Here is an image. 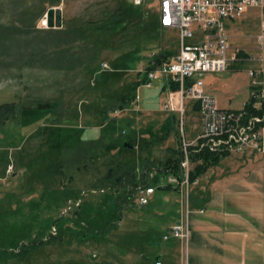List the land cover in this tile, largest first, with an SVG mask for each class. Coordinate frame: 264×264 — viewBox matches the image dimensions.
Listing matches in <instances>:
<instances>
[{"label":"rangeland","instance_id":"rangeland-1","mask_svg":"<svg viewBox=\"0 0 264 264\" xmlns=\"http://www.w3.org/2000/svg\"><path fill=\"white\" fill-rule=\"evenodd\" d=\"M55 3L0 0V23H6L0 32V104L17 102L23 112L19 123L9 121L0 128V251L50 240L18 258L4 257L0 264H156L159 258L184 264L180 243L163 239L169 224L183 216L178 190L159 188L150 204L135 203L117 213L114 193L119 189L103 182L108 169L126 158L142 180L152 165L175 159L173 153L197 134V116L186 108L175 117L159 111L166 98L162 77L150 88L141 83L154 55L178 53V34L160 27L156 0H145L142 6L132 0ZM51 8L60 9L65 29L40 27ZM263 16L264 9L253 8L232 22L231 44L256 54L254 37ZM103 63L111 71H101ZM246 67L204 75L205 93L222 109H242L250 97ZM114 69L126 77L125 87L131 88L126 91L141 100L117 118L111 112L103 126L102 98L115 85L101 90L98 83ZM56 104L51 117L46 107ZM127 143L133 152H125ZM84 163L90 168L79 171ZM62 164L64 173L59 172ZM237 164L208 171H235ZM208 178H197L191 187L192 207L193 198L209 192ZM54 227L62 237L54 235Z\"/></svg>","mask_w":264,"mask_h":264},{"label":"built area","instance_id":"built-area-1","mask_svg":"<svg viewBox=\"0 0 264 264\" xmlns=\"http://www.w3.org/2000/svg\"><path fill=\"white\" fill-rule=\"evenodd\" d=\"M144 1L132 0L136 6H142ZM156 1L160 26L178 32L180 48L172 60L148 70L143 84L150 88L161 77L168 84H178L177 90H170L163 109L183 115L185 101H195L199 105L201 119L198 135L183 145L178 171L165 170L167 185L180 194L183 216L168 229L163 239L179 241L187 253L191 239V215L205 211L195 210L190 204L191 187L198 183V179H191L192 155L204 151L219 156L247 151L264 155V16L260 30L254 37L256 54H245L234 47L228 31V24L242 19L249 9L263 10L264 0ZM40 27L50 29L48 13ZM241 65H247L245 71L250 80V97L238 111L221 109L217 100L205 93L203 77L208 73L236 71ZM100 69L103 72L111 71L107 63H103ZM188 81L192 84L187 87ZM139 101L140 96L137 95L130 108H134ZM121 113L120 110L115 111L114 117ZM11 170L12 166L8 169L9 174ZM155 191L156 187L152 185L140 187L136 205H148ZM73 204L71 202L69 210L73 209ZM53 230L57 235L55 227ZM157 264L162 263L158 261Z\"/></svg>","mask_w":264,"mask_h":264},{"label":"crops","instance_id":"crops-1","mask_svg":"<svg viewBox=\"0 0 264 264\" xmlns=\"http://www.w3.org/2000/svg\"><path fill=\"white\" fill-rule=\"evenodd\" d=\"M158 21L160 25L159 14ZM63 23L62 19V29H65L63 28L65 27ZM162 29L172 33L176 32V35L178 34L174 30ZM166 52L172 54V51L166 50ZM177 54L174 53L169 60H172ZM152 60L153 58L149 62L148 67L153 66ZM148 67L145 71V78L147 71L150 70ZM163 81L162 90L166 95L164 106L168 100L172 84H168L165 78H163ZM208 95L213 97L211 93H208ZM139 102L135 106H138ZM163 106L159 111L167 113L168 117H175L176 114L181 115L178 112L165 111ZM185 108L187 113L190 112L197 116V122L194 127L195 131L198 129L196 137L200 130L201 121L199 105L195 101L187 100L184 103V112ZM178 156L177 153L176 158ZM169 160L174 159L169 157L164 164ZM235 162L238 163L235 171L220 169L218 171L213 170L211 174L208 171L211 169L209 168L206 173L200 176H209L207 182L210 184V190L209 192H203L207 194H203L202 199L193 198L194 209H204L205 211L203 213L195 212L191 215V239L187 253L184 251L182 244L176 240L180 243L181 251L185 255L184 264H264V155L250 151L230 154L222 158L217 166L230 165ZM164 164H160V166L152 165L143 175L142 180L146 182V186H155L156 190L163 187L176 190L167 185V174L165 173ZM140 187H145V185ZM200 193L202 192L200 191ZM173 224L174 222H171L167 230ZM172 259L174 260V258ZM172 259L169 261L164 260L163 262V259L159 258L157 262L160 261L162 264H182V262H175Z\"/></svg>","mask_w":264,"mask_h":264},{"label":"trees","instance_id":"trees-1","mask_svg":"<svg viewBox=\"0 0 264 264\" xmlns=\"http://www.w3.org/2000/svg\"><path fill=\"white\" fill-rule=\"evenodd\" d=\"M53 1H55L56 3L55 5H52V6H60L62 2V0H53ZM5 28H6V23H0V32L5 31ZM9 31L12 33L14 30L9 29ZM68 31L73 32L74 30L67 29V32ZM173 55L174 53L168 54V52H159L157 55H154L153 60H152V62L155 65L152 67H148V69H153L156 66L168 61ZM117 75L118 73L114 69V71L111 74H105L104 78L98 83L99 89L101 90L111 89L113 85H115V89H113L112 91L111 90L108 91L107 92L108 95H104V97L102 98L103 106L101 110V121H102L101 125L103 126L110 120L109 114L111 112H115L117 110L124 111L126 109H129L132 101L135 99V96L132 95V91H126V88L131 89L128 86L125 87L126 82H127L126 77L117 76ZM144 81L145 79L142 80V82L141 81L140 82L143 83ZM120 83H122L123 85H122V89L119 90L116 88V85ZM136 83L137 82H135L134 84L136 85ZM139 84L140 83H138V86ZM191 84L192 82L188 81L186 85L188 87ZM120 87L121 85L118 86V88ZM178 88H179L178 84L171 85V89L173 90H177ZM57 104L54 106L46 107V108H50L51 117L58 106ZM37 109H45V108H37ZM22 114L23 112H22V109L19 103L17 102L1 103L0 104V128L9 121H14V122L19 123V121H21ZM50 120H52V118ZM59 150L62 152H65L66 150L68 151L67 148H62ZM125 152L127 153L133 152V149L130 150L129 148H126ZM177 153L179 155L178 158L174 160H169L164 164L165 170L170 169L174 172L178 171L179 163H180L181 156H182V151H178ZM225 156L227 155L219 156V155H215V154L208 153L205 151L199 154H193L192 162L195 163L196 165L191 174L192 181L196 180L201 175L206 173L209 168L217 166L220 163L221 159L224 158ZM87 159L90 162L93 160V157L88 155ZM126 159L127 160L124 159L120 163L116 164L115 167L114 166L110 167L108 169L107 174L103 177L104 179L103 182L106 181L105 183L108 182L112 188L119 189L118 192L114 193V203H115L117 213H120L125 208L135 205L136 194L138 193L140 186L147 185L145 181L143 180L141 181L139 179L137 172H136V167L133 164V161H131L132 159L130 158H126ZM89 168H90V165L88 163H84L82 168L78 167L77 169L80 171L81 169L88 170ZM64 170H65L64 165L63 164L60 165L59 172L64 173ZM80 224H83V223H80ZM112 229L113 227L108 228L109 231H111ZM57 235L61 236L59 232L57 233ZM49 243H50V240H44V241L34 240V242L30 244H20L19 246L14 247L12 251L1 250L0 259H4V257L18 258L20 256H23L25 253H27L26 251H28V253L33 252L36 249L46 244H49ZM20 246L22 249L19 248Z\"/></svg>","mask_w":264,"mask_h":264},{"label":"water","instance_id":"water-1","mask_svg":"<svg viewBox=\"0 0 264 264\" xmlns=\"http://www.w3.org/2000/svg\"><path fill=\"white\" fill-rule=\"evenodd\" d=\"M48 17H49V27L51 29L62 28V16L60 9L51 8L48 11ZM125 146L130 149L133 148V146L130 143H127Z\"/></svg>","mask_w":264,"mask_h":264}]
</instances>
